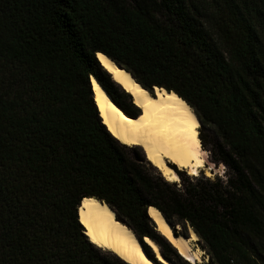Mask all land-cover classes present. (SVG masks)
<instances>
[{
  "label": "trees",
  "instance_id": "obj_1",
  "mask_svg": "<svg viewBox=\"0 0 264 264\" xmlns=\"http://www.w3.org/2000/svg\"><path fill=\"white\" fill-rule=\"evenodd\" d=\"M98 52L152 94L182 98L203 148L211 126L224 178L167 181L114 138L90 78L140 110ZM85 197L169 260L189 264L150 206L174 232L191 227L208 264H264V0H0V264H128L84 234Z\"/></svg>",
  "mask_w": 264,
  "mask_h": 264
},
{
  "label": "bare ground",
  "instance_id": "obj_2",
  "mask_svg": "<svg viewBox=\"0 0 264 264\" xmlns=\"http://www.w3.org/2000/svg\"><path fill=\"white\" fill-rule=\"evenodd\" d=\"M100 57H104L105 61H101ZM97 59L111 78L130 95L131 102L140 110L136 117L124 113L94 77H91L93 100L110 134L125 146L141 147L146 160L167 181L176 182L179 179L171 166L178 170H186L193 176L197 175L200 169H205L206 175H210V167L206 165L205 151L199 138L200 123L192 108L173 91L169 92L158 87L153 90V94L147 91L130 73L104 54L98 52ZM173 94L178 97V100L169 99V96ZM179 100L184 103L180 104ZM173 176L177 179L171 180ZM86 199L94 200L96 204L84 207L83 201ZM109 212L111 216L108 215ZM81 213L84 214L83 223ZM147 214L154 221L155 229L185 260L192 264H198L201 261L200 256L203 250L198 245L195 248L191 245V242L198 238L192 228L189 229L188 236L176 232L174 234V229L158 209L150 206ZM78 218L84 228V234L92 244L112 252L128 264H171L162 257L154 241L144 237L140 242L132 230L120 222L115 212L104 202L85 197L78 209ZM90 229L98 242H94L89 237ZM144 245L151 249L153 258L146 254Z\"/></svg>",
  "mask_w": 264,
  "mask_h": 264
},
{
  "label": "rangeland",
  "instance_id": "obj_3",
  "mask_svg": "<svg viewBox=\"0 0 264 264\" xmlns=\"http://www.w3.org/2000/svg\"><path fill=\"white\" fill-rule=\"evenodd\" d=\"M200 128H201V126H199V130H200ZM202 134L205 136V144H206V147L204 148V151H205V158H206V165H207V167H210V175H206V173H205V169H200L199 171H198V176H201V175H204V176H207V177H209V178H215L216 176H220V177H222V178H224V176H225V171L227 170L226 169V166L223 164V163H221V162H214L213 161V159H212V157L214 156V155H217V151L214 149V146H215V140H216V136H215V132H214V130H213V128L211 127V126H209V125H207V126H205V127H203L202 128ZM202 146V145H201ZM203 148V147H202ZM212 151V152H211ZM208 161V162H207ZM172 168H173V170H175L174 172L176 173V174H178V172L177 171H180V172H182V173H185V174H188L187 173V171L186 170H178V169H176L175 167H173V166H171ZM214 172V173H213ZM188 175H190V174H188ZM178 176H179V174H178ZM190 176H193V175H190ZM194 176H196V175H194ZM176 183L177 184H179L180 183V178L176 181ZM188 229H187V236L189 235V229L191 228V227H187ZM176 232L177 233H180V234H185V232H184V230H182L181 229V227H180V225L179 224H177L176 225ZM196 242V243H195ZM157 244V243H156ZM194 244V245H193ZM143 245V244H142ZM158 245V244H157ZM191 245H192V247L193 248H195L197 245L200 247V243H199V239L197 238V240H195V241H192L191 242ZM158 247H159V250H160V252H161V248H160V246L158 245ZM147 248H148V250H147ZM201 248V247H200ZM101 249V248H100ZM144 249H146V251L149 253V255H151L152 257H153V252L151 251V249L149 248V247H147V246H145L144 245ZM202 249V248H201ZM102 251H104V252H109V251H106V250H103V249H101ZM203 250V253L201 254V256H200V259H201V261L198 263V264H208V262H209V257H208V255H207V253H206V251L204 250V249H202ZM205 257V258H204ZM205 259V260H204ZM207 259V260H206ZM170 262H171V264H180V263H178L177 261H172V260H170ZM189 264H192V263H190V262H188Z\"/></svg>",
  "mask_w": 264,
  "mask_h": 264
},
{
  "label": "snow or ice",
  "instance_id": "obj_4",
  "mask_svg": "<svg viewBox=\"0 0 264 264\" xmlns=\"http://www.w3.org/2000/svg\"><path fill=\"white\" fill-rule=\"evenodd\" d=\"M100 59H101V61H105V58L104 57H100ZM107 66H108L107 65V62H105V67H107ZM109 70H111V69H109ZM169 99L170 100H178V97L175 94H173V95L169 96ZM179 103L180 104H183L184 102L182 100H179ZM196 126H198V125H196ZM193 174H195V173H193ZM170 179L171 180H176L177 177L173 176ZM93 204H96V201H94V200H87V199L83 201V206L84 207H88V206L93 205ZM105 211H107V209H105ZM153 213H155V210H153ZM81 215H82V223H83L84 222V220H83L84 214L81 213ZM108 215L111 216L112 214L109 212ZM88 235H89V237H91L93 239L94 242H98V241H96V238L93 235V232L91 231V229L89 230Z\"/></svg>",
  "mask_w": 264,
  "mask_h": 264
},
{
  "label": "water",
  "instance_id": "obj_5",
  "mask_svg": "<svg viewBox=\"0 0 264 264\" xmlns=\"http://www.w3.org/2000/svg\"><path fill=\"white\" fill-rule=\"evenodd\" d=\"M96 56H97V53H96ZM108 58H109V57H108ZM136 82H137V81H136ZM137 83H138V82H137ZM143 88H144V87H143ZM155 88H156V87H153V90H155ZM144 89H145V88H144ZM146 90H147V89H146ZM147 91H148V90H147ZM149 92H150V91H149ZM169 92H171V91H169ZM109 97H110V96H109ZM117 106H118V105H117ZM118 107H119V106H118ZM119 108H120V107H119ZM120 109H121V108H120ZM121 110H122V109H121ZM122 111H123V110H122ZM123 112H124V111H123ZM124 113H125V112H124ZM126 114H127V113H126ZM99 116H100V113H99ZM101 120H102V119H101ZM78 219H79V218H78ZM173 232H174V230H173ZM174 234H175V232H174ZM144 237H148V236H144ZM144 237H143V238H144ZM137 238H138V240H140V242H141L142 239L139 238V237H137ZM153 241H154V240H153ZM154 242H155V241H154ZM155 243H156V242H155ZM160 253H161V255H162L163 258L167 259V258L162 254V252H160ZM146 254H147V253H146ZM167 260L170 261L169 259H167Z\"/></svg>",
  "mask_w": 264,
  "mask_h": 264
}]
</instances>
